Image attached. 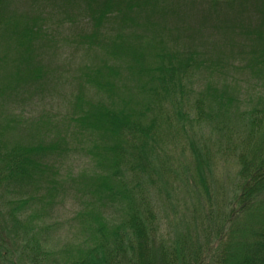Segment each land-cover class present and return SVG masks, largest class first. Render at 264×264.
<instances>
[{
  "label": "rangeland",
  "instance_id": "374dc122",
  "mask_svg": "<svg viewBox=\"0 0 264 264\" xmlns=\"http://www.w3.org/2000/svg\"><path fill=\"white\" fill-rule=\"evenodd\" d=\"M104 3L107 13L92 20L91 11ZM5 19L0 155L20 143L65 136L71 152L55 161L58 178L72 171L75 180L83 175L114 193L112 222L136 208L150 211L157 236L169 242L190 222L198 156L213 189L234 183L233 150L246 133L245 114L264 104V0H11ZM19 87L31 97L23 111L19 102L4 103ZM222 91L233 103H219ZM76 103L83 111L104 106L135 128L125 127L119 137L105 123V138L82 130L72 137ZM65 196L55 197L50 214L20 223L0 196V231L9 238L4 245L0 240L2 264H53L66 247L81 243L85 236L75 239L74 225L83 200ZM99 222L108 244L122 226Z\"/></svg>",
  "mask_w": 264,
  "mask_h": 264
},
{
  "label": "trees",
  "instance_id": "16d2710c",
  "mask_svg": "<svg viewBox=\"0 0 264 264\" xmlns=\"http://www.w3.org/2000/svg\"><path fill=\"white\" fill-rule=\"evenodd\" d=\"M10 2L0 0V24L6 18ZM109 8L110 5L104 3L99 11H91V19L97 18L99 13L97 19L101 20ZM35 31L34 28L24 32L29 36ZM35 79H40V74ZM94 82L100 87L97 79ZM8 97L4 103L19 102L15 104L21 105V111L26 99L31 100L24 87L14 89ZM219 98L221 104L225 100L231 104L234 100L226 91H222ZM80 107L76 103V116L70 117L78 130L74 133L68 129L72 137L79 136V130H82L90 134L87 136L99 138L92 135L97 132L105 138L107 134L102 128L105 123L119 137L125 127L129 133L135 128L134 124L126 126L124 116L104 106L95 110L90 107L86 111ZM245 115L246 133L241 135L233 150L238 167L236 180L228 189H213L206 178L203 159L198 156L192 170L193 188L197 193L191 206L190 222L185 224V229H180L173 242L157 236V225L150 211L144 213L136 208L118 222H112L118 215V210L113 209L118 202L114 193L105 192L100 184L92 181L86 183V176L80 175L75 180L72 171L66 179H59L62 175L55 161L61 162L71 152V144H67L65 136H57L46 143H20L7 154L0 155V196L7 199L14 223H20L25 216L36 218L44 212L50 214L59 202L56 196L70 193V196L73 194L83 200L80 203L82 208L75 214L77 232L74 238L80 235L85 238L80 244H71L61 251L53 264H264V104ZM49 123L50 119L40 124ZM73 181H77L76 186L83 185L82 192L75 189ZM90 204L102 208L103 212L98 210L93 217L94 207L89 209ZM99 221L122 226L108 244L101 242ZM0 240L4 245L9 238L3 237L0 231ZM3 256L0 254V264L6 260Z\"/></svg>",
  "mask_w": 264,
  "mask_h": 264
}]
</instances>
